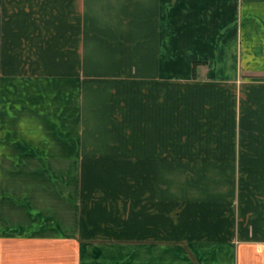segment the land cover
<instances>
[{"label":"crops","instance_id":"0c3cea01","mask_svg":"<svg viewBox=\"0 0 264 264\" xmlns=\"http://www.w3.org/2000/svg\"><path fill=\"white\" fill-rule=\"evenodd\" d=\"M0 264H264V0H0Z\"/></svg>","mask_w":264,"mask_h":264}]
</instances>
